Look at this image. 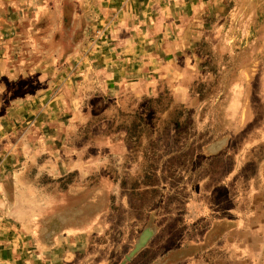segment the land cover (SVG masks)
<instances>
[{
	"label": "rangeland",
	"instance_id": "obj_1",
	"mask_svg": "<svg viewBox=\"0 0 264 264\" xmlns=\"http://www.w3.org/2000/svg\"><path fill=\"white\" fill-rule=\"evenodd\" d=\"M19 11L0 20L10 264H264L262 156H210L264 106V0Z\"/></svg>",
	"mask_w": 264,
	"mask_h": 264
},
{
	"label": "crops",
	"instance_id": "obj_2",
	"mask_svg": "<svg viewBox=\"0 0 264 264\" xmlns=\"http://www.w3.org/2000/svg\"><path fill=\"white\" fill-rule=\"evenodd\" d=\"M0 1H5L8 3L7 6L4 5L2 8L0 6V20H5V19L11 20V18H14V14L20 12L19 11L20 5L25 0H13V2H8V0H0ZM49 1H52V0H49ZM23 4H25V2ZM11 5H13L17 10L13 11L15 9H11ZM10 34H13V33H10ZM3 36H7V34H3L2 37ZM14 39L15 37L11 40H5L4 38H0V51L2 52L5 51L7 48V45L13 42ZM6 58H7L6 56L1 57L2 61L6 60ZM2 63L6 64V62H2ZM7 72L9 71L5 69L4 71L3 70L1 71L0 69V78H3V76L6 75ZM9 106H10V102H9ZM263 115H264V106H261L260 111L258 115L256 116L255 120L252 121L250 119H247L243 123L240 122V125H242L241 127L242 131L240 133L238 132L240 139L238 138L237 141L231 147L230 146L228 147L227 143L229 141V137H227L226 139H224L225 141L223 143V146L217 150L219 152L215 151V153H211L210 155V156H219L221 155L222 151L225 150L226 152H224L225 153L224 156H237L238 159L242 158L243 161L247 164L248 163L251 164V162H253L256 157L262 156L261 159L259 160L257 159L260 163L259 182L261 183H263L264 181V120L259 121V118L262 117ZM254 125L256 126L254 128H251ZM250 128L251 130H249ZM212 145H213L212 148L217 147L215 143H212ZM240 160L238 164L240 163ZM243 165L244 164H242V166ZM6 240H10V239H6ZM9 248L10 246L7 247L4 243L0 246V264H10L11 257L15 258L12 255V251Z\"/></svg>",
	"mask_w": 264,
	"mask_h": 264
}]
</instances>
